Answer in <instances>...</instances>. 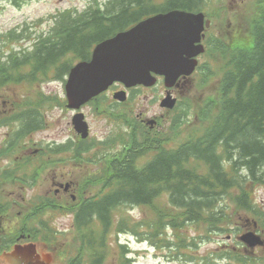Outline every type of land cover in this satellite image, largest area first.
<instances>
[{
    "label": "trees",
    "instance_id": "16d2710c",
    "mask_svg": "<svg viewBox=\"0 0 264 264\" xmlns=\"http://www.w3.org/2000/svg\"><path fill=\"white\" fill-rule=\"evenodd\" d=\"M7 1L20 6L29 0ZM205 2L104 0L98 1L97 7L91 4L80 14L75 10L64 11L57 16L48 37L39 35L31 53H14L16 56L2 64L16 68L17 73L28 66L34 76L44 74L65 54L88 59L94 44L151 14L172 9L198 11ZM250 40V45L236 51L231 69L222 75L220 107L216 100L212 104L221 110L220 116L205 138L185 139L175 148L162 149L142 167L136 166V153L129 152L114 165L115 183L76 215L74 225L82 245L90 253L86 264H107L112 250L109 239L114 230L121 228L133 233L139 228H156L148 235L150 244L170 245L179 252L191 249L201 238L174 239L176 228L189 225L206 228L203 232L206 235L213 228H227L228 224H220L221 220L227 221V197L236 200L257 226L264 227V209L250 198L254 183L264 185L263 10L252 18ZM241 169L244 173H239ZM232 189L236 194L230 197ZM163 195L166 198L160 199ZM159 201L165 206L168 202L169 212L153 216L149 207ZM133 206L148 208L149 215L137 221L131 219L126 212ZM163 228L172 229V235ZM120 248L118 264H132V260L125 258L128 249ZM81 259L82 256L71 264H81L78 262Z\"/></svg>",
    "mask_w": 264,
    "mask_h": 264
},
{
    "label": "rangeland",
    "instance_id": "374dc122",
    "mask_svg": "<svg viewBox=\"0 0 264 264\" xmlns=\"http://www.w3.org/2000/svg\"><path fill=\"white\" fill-rule=\"evenodd\" d=\"M90 0H29L17 7L8 2H0V36L4 37L10 30L15 28L25 29L24 36L28 37L25 41L10 42L11 46L18 47L20 45L29 46V41L34 35L44 31L46 32L50 27L53 17L60 11L68 8L83 9L87 6ZM214 6L212 10L219 11L214 17L212 31L215 34L213 44L209 47L214 51V57L210 60L208 67L204 71H200L190 79L180 81L179 93L181 98V105L175 112L162 113L159 107V102L155 101L159 92L162 91V86L158 85L153 89H132L130 98L125 106V109L132 108L135 112H144L147 117L157 116L161 123V132L165 136H173L176 134V141L185 134L188 136L189 128L192 125L202 126L205 124V118L209 113L207 109V100L216 95L219 77L213 68L216 65L224 63L219 57L230 55L234 50L247 45L250 40V31L252 25V18L256 17L258 11L264 10V0H212ZM210 9V8H209ZM209 11V10H208ZM208 45V44H207ZM10 47H3L0 42V49L6 51ZM208 47V46H207ZM208 55V54H207ZM213 55V54H212ZM206 57V56H205ZM205 57L202 59L205 62ZM207 56V61H208ZM211 79V80H210ZM200 80L208 81L206 86L200 87ZM210 80V81H209ZM162 84V83H161ZM63 81L56 78H50L46 81H39L32 85L19 84L8 85L0 89V117L9 113L11 108L13 111L19 110L26 103L31 102L37 106L42 113L44 127L33 130L31 133L30 144L34 147L42 144H49L54 141H62L74 138L75 132L71 123L73 111L71 112L66 106L61 105L62 98H64ZM6 100V104H4ZM116 108V107H115ZM114 109V108H113ZM111 109V110H113ZM122 109V108H121ZM124 110V109H122ZM88 121L91 137L93 140H105L107 136L115 134L116 129L121 123H110L103 116L93 113L92 108L86 106L82 109ZM119 111V110H116ZM162 113V116H161ZM178 114L177 127H172V119ZM179 123H181L179 125ZM3 130H0V132ZM115 136V135H114ZM113 137V136H112ZM91 141L86 142V144ZM98 147H100L98 145ZM101 149V148H100ZM99 150V149H97ZM117 150L115 145L112 151ZM154 153V151H152ZM82 157L93 158L96 156V149L93 152H83ZM84 171L80 167H76L73 172L64 173L65 181H78L83 175ZM56 176H60L56 175ZM58 187L53 180L49 179L41 182L39 191L52 192ZM99 185L87 184L84 189L87 192H95ZM251 198L264 209V185L253 184L251 189ZM3 193H6L4 191ZM13 197L23 199L29 196L20 193L17 190L11 191ZM231 197V196H230ZM165 199L164 196L161 197ZM159 208L165 207L163 201H159ZM128 213L131 219L146 218L149 215V209L146 207H135ZM231 216V228L222 231L221 233L210 235L211 239L199 245L198 249L187 250V252L194 255L193 261H189L183 256L175 254L174 250L169 247L158 246L155 248L149 247L147 243H141L135 236L131 234L122 233L121 235H113L112 239L119 240L121 243L128 242V246L132 249L133 257L139 264H203L200 259L216 253L227 252L231 254H238L245 258L246 264H264V245L254 248H248L238 239L239 235L248 230H255L264 238V230H261L255 223L254 219L243 210L235 208L231 203L228 210ZM12 219L9 215L7 221ZM56 228L63 230L65 236L58 240V246L46 247V250L51 249L52 261L51 264H57L58 259L57 249L69 253L71 256L75 253L77 241L74 239L73 229L71 228V219L69 216H60L55 221ZM206 228H183L177 231V235L197 236L203 233ZM113 255L108 259L111 264L114 263L116 256L115 246L113 244ZM1 264V263H0ZM211 264H241L233 260V258L216 259Z\"/></svg>",
    "mask_w": 264,
    "mask_h": 264
},
{
    "label": "water",
    "instance_id": "95a60500",
    "mask_svg": "<svg viewBox=\"0 0 264 264\" xmlns=\"http://www.w3.org/2000/svg\"><path fill=\"white\" fill-rule=\"evenodd\" d=\"M209 22L202 14L170 11L144 20L128 31L98 43L90 60L81 61L69 72L65 84L68 106L79 108L95 95L106 90L115 81L127 87L142 84L151 86L156 75H163L165 85L173 86L181 75L190 74L196 61L193 59L203 51L197 44L201 32ZM115 97L124 100V92ZM175 99H163L161 105L172 107ZM73 124L82 137L88 135V127L82 114L73 118ZM249 246L262 244L253 232L241 236ZM32 246H17L7 254L1 264H50L48 257L40 259L33 255ZM46 254V253H44ZM6 261V262H5Z\"/></svg>",
    "mask_w": 264,
    "mask_h": 264
},
{
    "label": "flooded vegetation",
    "instance_id": "af4514ba",
    "mask_svg": "<svg viewBox=\"0 0 264 264\" xmlns=\"http://www.w3.org/2000/svg\"><path fill=\"white\" fill-rule=\"evenodd\" d=\"M115 87L116 86H113L111 88V90H109V91H112V92L115 91ZM137 117H138V119H139V121L141 123H144V118H142V114L141 113H139ZM16 157L17 158H20V159H24V161L26 163V167L23 168V166H21L20 171L22 173H28L31 170V167L28 166V164L32 163L31 156L27 152H21L19 155H16ZM64 173H65V171H63L60 174V176H58V177L57 176H53L52 177L53 183H55V184H62V183H65V182H69L70 185H75L74 183H76V182H74L72 180H71V182L70 181H65V179H64ZM87 173L88 172H85L84 174H87ZM20 180L21 181H24V182H27V179L26 178H20ZM7 197H9V198H11L13 200H19L21 202V204L16 205V206L19 207V208H21V209H23V210H25V211H27V208L29 207L28 202L30 201V197L25 198V199H23L22 197L15 198V197H13V194H9ZM20 213H21L20 211L17 212V214H20Z\"/></svg>",
    "mask_w": 264,
    "mask_h": 264
},
{
    "label": "bare ground",
    "instance_id": "6f19581e",
    "mask_svg": "<svg viewBox=\"0 0 264 264\" xmlns=\"http://www.w3.org/2000/svg\"><path fill=\"white\" fill-rule=\"evenodd\" d=\"M140 90V89H139Z\"/></svg>",
    "mask_w": 264,
    "mask_h": 264
}]
</instances>
